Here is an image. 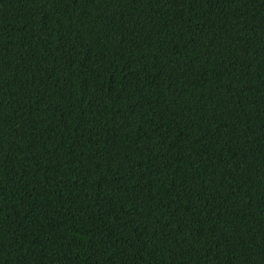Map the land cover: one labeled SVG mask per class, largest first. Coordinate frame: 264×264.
<instances>
[{"label":"trees","instance_id":"obj_1","mask_svg":"<svg viewBox=\"0 0 264 264\" xmlns=\"http://www.w3.org/2000/svg\"><path fill=\"white\" fill-rule=\"evenodd\" d=\"M0 264H264V0H0Z\"/></svg>","mask_w":264,"mask_h":264}]
</instances>
